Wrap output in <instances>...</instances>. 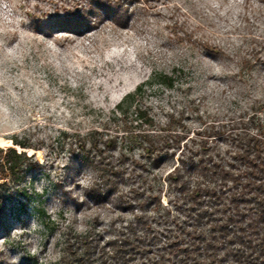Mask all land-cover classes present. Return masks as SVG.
Listing matches in <instances>:
<instances>
[{
    "label": "rangeland",
    "instance_id": "374dc122",
    "mask_svg": "<svg viewBox=\"0 0 264 264\" xmlns=\"http://www.w3.org/2000/svg\"><path fill=\"white\" fill-rule=\"evenodd\" d=\"M59 3L0 0V148L15 146L13 138L34 146H16L34 155L28 169L0 178L8 181L2 187L0 264H58L68 238L95 227L107 240L134 220L113 203L93 205L89 190L85 197L76 192L86 170L100 178L81 163L74 132L123 134L124 122L141 123L136 106L151 119L141 128L157 130L174 119L191 136L209 124L247 122L253 106L264 115V67L244 63L264 45V0H150L149 8L135 10L129 27L107 23L86 36L47 34L39 21ZM203 44L219 53H207ZM260 54L264 58V50ZM174 68L182 71L172 88L155 82V72L171 74ZM178 155L152 184L161 197L160 213L171 210L176 222L188 203L166 178ZM139 184L132 195L130 188ZM120 186L134 203L151 193L139 177ZM144 209L153 214L152 205ZM153 227L160 247L166 226Z\"/></svg>",
    "mask_w": 264,
    "mask_h": 264
},
{
    "label": "trees",
    "instance_id": "16d2710c",
    "mask_svg": "<svg viewBox=\"0 0 264 264\" xmlns=\"http://www.w3.org/2000/svg\"><path fill=\"white\" fill-rule=\"evenodd\" d=\"M149 1L61 0L53 15L39 22L47 34L86 36L107 23L129 27L135 10L141 5L149 8ZM203 47L211 55L219 53L208 44ZM252 50L251 58H245L244 63L264 67L260 54L264 45ZM178 71L182 70L155 72L153 77L156 83L172 88ZM258 111L253 106L247 122L241 119L229 127L213 123L191 136V130L174 125V119L157 130L141 128L151 119L136 106L135 120L141 123L133 126L124 122L123 134L98 129H90L85 135L74 132L73 136L79 138L75 145L84 154L81 163L99 172L100 181L87 195L93 205L113 203L120 212H132L134 220L107 240L95 227L84 236L68 238L67 254L58 264H264V115ZM86 140L95 150V159L87 151ZM13 144L0 148V178L32 164L34 155L18 151L16 146H34L18 138H13ZM137 150L139 158L135 156ZM177 153L179 163L166 178L187 196L180 222H176L177 216L170 221L171 210L160 213L161 197L152 185L163 179V166ZM136 177L151 193L134 203L132 195L142 185L131 187V196L120 185ZM7 182H0V211L6 201L2 187ZM149 204L153 214L144 209ZM154 224L166 226L160 247L156 246Z\"/></svg>",
    "mask_w": 264,
    "mask_h": 264
},
{
    "label": "clouds",
    "instance_id": "9594fccd",
    "mask_svg": "<svg viewBox=\"0 0 264 264\" xmlns=\"http://www.w3.org/2000/svg\"><path fill=\"white\" fill-rule=\"evenodd\" d=\"M28 21L24 20V19H21L20 20V24H23V23H26ZM87 177L88 178V183L85 184V181H84V178ZM96 179L94 178L93 174H92V171L89 169V170H86L85 173L82 174L81 178L79 179L78 183L81 185V190L79 191H76V192H81L82 195L85 197L84 193L88 190H91L93 188L96 187ZM74 195V198H77L76 195H75V192L73 193ZM56 202H54L55 204Z\"/></svg>",
    "mask_w": 264,
    "mask_h": 264
},
{
    "label": "water",
    "instance_id": "95a60500",
    "mask_svg": "<svg viewBox=\"0 0 264 264\" xmlns=\"http://www.w3.org/2000/svg\"><path fill=\"white\" fill-rule=\"evenodd\" d=\"M24 151H27L26 149H23Z\"/></svg>",
    "mask_w": 264,
    "mask_h": 264
}]
</instances>
